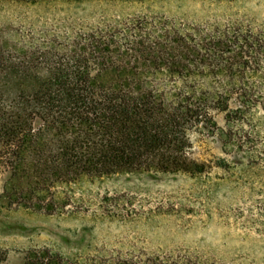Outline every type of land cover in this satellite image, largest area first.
I'll return each instance as SVG.
<instances>
[{"label": "trees", "instance_id": "1", "mask_svg": "<svg viewBox=\"0 0 264 264\" xmlns=\"http://www.w3.org/2000/svg\"><path fill=\"white\" fill-rule=\"evenodd\" d=\"M73 46L49 63L21 60L16 93L0 82V163L33 179L32 192L82 175L204 173L212 164L191 153V134L202 130L264 173V22L182 29L136 16L80 33ZM30 200L52 208L41 195ZM117 264L195 263L154 256Z\"/></svg>", "mask_w": 264, "mask_h": 264}, {"label": "rangeland", "instance_id": "2", "mask_svg": "<svg viewBox=\"0 0 264 264\" xmlns=\"http://www.w3.org/2000/svg\"><path fill=\"white\" fill-rule=\"evenodd\" d=\"M136 16L182 29L230 20L257 25L264 22V0H0L3 92L16 93L21 60L65 57L78 34L123 26ZM215 118L224 124L222 113ZM191 140L193 158L212 164L197 175H82L35 193L33 179L0 163L3 263L117 264L159 256L264 264V173L224 152L206 130L193 132ZM217 157L230 160L229 168L213 165ZM36 195L52 200V208L36 206L30 200Z\"/></svg>", "mask_w": 264, "mask_h": 264}]
</instances>
